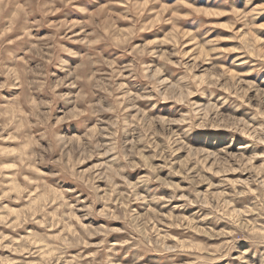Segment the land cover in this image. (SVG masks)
Wrapping results in <instances>:
<instances>
[{
  "label": "clouds",
  "instance_id": "1",
  "mask_svg": "<svg viewBox=\"0 0 264 264\" xmlns=\"http://www.w3.org/2000/svg\"><path fill=\"white\" fill-rule=\"evenodd\" d=\"M259 29L264 0H0V264H264Z\"/></svg>",
  "mask_w": 264,
  "mask_h": 264
},
{
  "label": "rangeland",
  "instance_id": "2",
  "mask_svg": "<svg viewBox=\"0 0 264 264\" xmlns=\"http://www.w3.org/2000/svg\"><path fill=\"white\" fill-rule=\"evenodd\" d=\"M171 2H172V0H165V3H171ZM201 2H202V0H201ZM160 7L163 8L164 3H162L160 5ZM204 11L208 14H211L208 16V18L213 22L212 27L216 33L221 34L223 37H230L234 34L233 29L231 28V26L228 23L227 14L224 13L223 10L216 9V8H205ZM215 13H219V14H215ZM61 18H63V17H61ZM70 19L75 20L76 16H72V17H70ZM159 27H163V26H159ZM259 33L260 34L256 37V39L264 41V29H259ZM148 35L156 36L159 39L164 40L165 41V44H164L165 48H170L172 46L171 44L167 43L168 40H171L173 43L178 42L177 35H176L175 31H173L171 33V35H169V33L167 31L160 32L158 28H154L152 30V32L149 33ZM148 42L149 41H147V40L145 41V43H148ZM238 43H239V41H233L230 39H222L221 40V46L225 47L226 50L233 48ZM191 47H192V45L190 43L186 42L185 51L186 52L190 51ZM195 59L196 58L194 57V62H195ZM225 67L226 66H222L221 71H223ZM241 76L244 78L246 83H256V81H254L250 77L244 76V74H241ZM260 87L264 88V84H261ZM250 94L254 95L255 93H250ZM221 131H223V130H221ZM244 138H246V137H244ZM190 150H195L196 152H199L202 150V147L199 144H193V145H190ZM203 150L211 151L212 149H203ZM187 155H188V153H185V156H187ZM231 155L235 156L236 153L233 152V153H231ZM256 155H257L256 160H252L251 158H249L245 161V164L249 165V166L254 165L257 168L264 167V153H257ZM215 163H216L215 161H212V163L208 164L207 166L212 167L215 165ZM237 167H239V161H237ZM225 171H226V175H227L228 179H230V180L244 179L245 176L247 175L246 173H240V172L236 171L235 169H233L231 172H228L226 169H225ZM165 215H169V213H165ZM244 250H245V245L242 244L241 245V251L243 252Z\"/></svg>",
  "mask_w": 264,
  "mask_h": 264
}]
</instances>
